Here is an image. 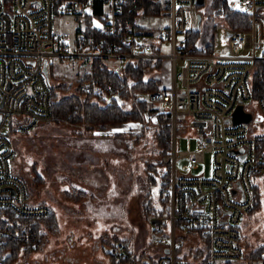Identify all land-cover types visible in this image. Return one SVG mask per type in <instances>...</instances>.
Wrapping results in <instances>:
<instances>
[{
  "label": "built area",
  "instance_id": "2783aa9c",
  "mask_svg": "<svg viewBox=\"0 0 264 264\" xmlns=\"http://www.w3.org/2000/svg\"><path fill=\"white\" fill-rule=\"evenodd\" d=\"M96 1L64 0L57 7L56 0H0V212L38 220L53 210L48 203L30 201L27 183L12 166V129L28 132L52 119L45 62L49 70L55 60L75 58H110L121 67L139 60H169L170 85L144 98L168 105L174 132L182 119L192 117L181 125L195 130L198 147L180 150L178 134L172 137L159 181L167 213L151 219L161 255L139 259L122 240L114 241L109 253L126 264H183L177 250L185 243L181 235H186L207 244L211 264L243 260L242 220L255 205V183L264 174V96L255 97L252 88L258 63L264 62V0H227L229 7L250 15L251 25L221 26L219 42L215 38L208 51L188 43L189 34L202 26L198 0H168L170 25L164 34L123 26L119 20L123 0H102V18L94 24L119 40L108 46L104 39L84 46L71 31L57 28L58 15L91 13ZM166 43L169 52L164 51ZM239 105L251 113L249 121L233 122ZM207 153L213 157L212 173H193V168L205 164ZM180 160H187L181 168ZM6 232L0 228V260L5 258L1 248ZM252 264H264V252Z\"/></svg>",
  "mask_w": 264,
  "mask_h": 264
},
{
  "label": "rangeland",
  "instance_id": "374dc122",
  "mask_svg": "<svg viewBox=\"0 0 264 264\" xmlns=\"http://www.w3.org/2000/svg\"><path fill=\"white\" fill-rule=\"evenodd\" d=\"M161 1L166 4L168 2ZM95 23L98 24V21ZM138 23L153 30L155 34H164L170 25V18L168 11H165L163 15L141 16ZM56 25L59 29L77 35L78 25L73 15H58ZM220 29L221 26L216 35L218 42ZM198 44L206 46L202 38ZM169 49L166 43L164 51L169 52ZM104 62L113 69L121 68L118 60L109 58ZM162 63L160 68L151 70L149 75L162 77L160 88H166L172 81V74L169 60ZM91 65L90 60L80 58L55 60L53 65H49L50 81L54 85L65 84L67 89L57 91L60 96L74 93L78 86L79 91L85 94L100 93L102 88L96 81L83 78L85 72H92ZM86 84L92 85L91 90L83 89ZM107 88L110 87L107 85ZM150 91L154 90L137 95L145 96ZM103 94L106 101L111 99L110 93ZM119 101L122 102V99L119 98ZM131 105L132 100H127L125 107ZM169 109L166 104H153L146 100L143 120H130L91 130L86 129V123L50 121L40 123L28 132H12L15 150L13 170L25 178L30 201L42 199L49 202L57 215L52 227L46 222L40 223L44 233L40 247L31 252L22 250L13 264H126L112 260L108 253V242L113 238L126 239L136 257L160 256L159 246L155 244L157 234L151 222L154 213H146L147 205L149 208L150 205H161L158 200L159 181L167 168L165 160L172 147L173 135L178 134L180 150H193L199 143L195 130L181 125L193 118L182 119L177 132H174L171 121L166 119ZM160 118L164 123L170 122L171 126L167 152H163L164 147L157 136ZM186 161L180 160L179 167ZM212 168L213 157L207 153L205 164L191 171L210 175ZM89 170L107 176L101 185L107 184L108 187H98V182L94 183V175ZM257 180L262 187L261 205L246 213L241 225L245 245L252 247L264 243V174ZM93 183L97 186V195H102L103 199L96 207L91 203L94 200L92 194L87 191H96ZM80 190L87 191V196H79ZM70 195L72 199H69ZM65 197L69 200H64ZM87 197H91L89 203ZM201 244L198 240L190 239L185 247L186 250L191 248L189 250L192 252ZM232 264L250 263L243 259Z\"/></svg>",
  "mask_w": 264,
  "mask_h": 264
},
{
  "label": "trees",
  "instance_id": "16d2710c",
  "mask_svg": "<svg viewBox=\"0 0 264 264\" xmlns=\"http://www.w3.org/2000/svg\"><path fill=\"white\" fill-rule=\"evenodd\" d=\"M64 0H56L57 7ZM103 1L97 0L94 9L91 13L76 14L74 16L77 23L76 41L83 40L84 46L89 45L90 40L99 41L105 40V45L108 46L112 42L118 43V38L105 33L102 29L94 24V20H100L103 14ZM122 13L119 20L123 26L132 27L146 34H154L153 30L142 26L138 23L141 16H157L163 15L169 10L167 4L161 0H123ZM198 9L202 14V26L200 30L191 32L189 34L188 43L196 44L202 38L206 43L205 47L199 48L202 51H208L214 48L215 38L218 28L223 24L230 29H244L251 25L250 15L237 11L229 7L227 0H206L204 4H199ZM58 13V12H57ZM218 18L220 20H218ZM124 45L122 49H126ZM92 72L84 74V77L91 78L100 87V93H82L79 91V86L76 91L70 95L60 96L58 89H67L65 84H53L50 81L52 90V119L51 121L62 123L68 121L71 123H86V129H96V127L106 128L114 126L115 124H122L130 120H143V111L146 108L145 98L141 99L142 94L149 90H158L163 83V79L157 75H149L153 69L160 68L164 60H139L130 62L124 67L113 69L107 65L102 59H92ZM80 82V81H78ZM110 85V88H107ZM252 88L255 97L264 96V62L258 63V68L255 71L252 79ZM104 92L110 93L111 99L106 101ZM122 99V102L119 101ZM127 100H132V105L129 108L125 107ZM165 119V118H164ZM171 121L170 113L166 118ZM160 125L158 130V139L164 147L163 152L169 150L168 137L170 135V122L164 123L160 118ZM13 132H17L15 128ZM18 174V173H17ZM162 175H164L162 173ZM161 175V176H162ZM20 176V175H19ZM22 177V176H20ZM26 182L25 178L22 177ZM27 183V182H26ZM262 187L256 180L255 183V205L253 209L256 210L261 205ZM161 201L160 206L147 205L146 213H154V216L164 217L167 213L166 204L167 199L159 194ZM56 221V214L52 212L41 219L30 220L26 218H19L14 214L6 211L0 212V228L7 230L5 235V243L1 248V252L5 254V258L0 260V264H13L18 258L19 252L22 250L31 252L40 247L42 243V230L40 228L41 222H46L50 227L54 226ZM184 239V245L178 247L177 256L183 260V264H210L207 257V244H202L194 250H186V243L190 240L189 236L181 235ZM244 239V236H243ZM117 240H122L128 244L126 239L113 238L110 240L109 246ZM264 252V243L256 247L246 246V253L244 259L252 264ZM109 253V249H108ZM110 254V253H109ZM111 256V255H110ZM139 256L138 258H144ZM112 260L115 259L111 256ZM155 257H149L151 260ZM199 259V260H198ZM233 262H227L232 264Z\"/></svg>",
  "mask_w": 264,
  "mask_h": 264
},
{
  "label": "crops",
  "instance_id": "0c3cea01",
  "mask_svg": "<svg viewBox=\"0 0 264 264\" xmlns=\"http://www.w3.org/2000/svg\"><path fill=\"white\" fill-rule=\"evenodd\" d=\"M90 171V170H89ZM91 172V174H93L94 176V183L96 184V182H98V187H100V188H102V187H104L105 186V188H107L108 187V185L107 184H104V185H101V184H103V183H101L102 182V180H104L105 181V179L107 178V176H105V175H98V174H96V173H94V171H90ZM104 176V177H103ZM104 178V179H103ZM92 184L93 186H94V189H96V191L95 192H92V190H87L89 193H91L92 194V196H93V198H94V200H92L91 201V197H87V201H88V203L91 201V203H94L93 204V207L95 206L96 207V205L97 204H100L101 202H102V200L103 199H101L102 198V195L101 196H98L97 195V186L95 185V184ZM80 187H81V185H80ZM87 191H83V190H80L79 192H81L80 193V195L79 196H82V195H84L83 197H85V196H87ZM69 195V194H68ZM69 197V199H72V196L70 195V196H68ZM64 200H69L68 198H63ZM82 199V198H81ZM34 201V200H33ZM34 203H48V204H50L49 202H47V201H45V200H40V201H34ZM90 205H92V204H90ZM52 206V205H51ZM53 208V207H52ZM53 211H54V208H53ZM54 213L56 214V212L54 211ZM56 217H57V215H56ZM128 242V241H127ZM129 243V242H128ZM120 264H122V263H120Z\"/></svg>",
  "mask_w": 264,
  "mask_h": 264
},
{
  "label": "water",
  "instance_id": "95a60500",
  "mask_svg": "<svg viewBox=\"0 0 264 264\" xmlns=\"http://www.w3.org/2000/svg\"><path fill=\"white\" fill-rule=\"evenodd\" d=\"M199 4H204V0H198ZM198 18H199V21L202 19V14L199 13L198 14ZM44 72L49 75V70H48V67H47V63L45 62V65H44V68H43ZM144 96H141V99H143ZM251 119V113L249 112H246L244 109H243V106L242 105H239L236 110L233 112V116H232V120L234 123H238V122H241V121H249ZM166 252L169 251L168 248L165 249Z\"/></svg>",
  "mask_w": 264,
  "mask_h": 264
}]
</instances>
